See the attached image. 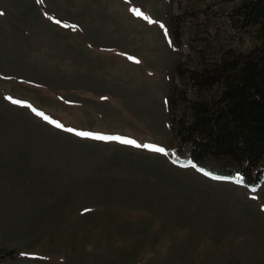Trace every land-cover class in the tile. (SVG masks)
I'll return each instance as SVG.
<instances>
[{"label":"rangeland","instance_id":"1","mask_svg":"<svg viewBox=\"0 0 264 264\" xmlns=\"http://www.w3.org/2000/svg\"><path fill=\"white\" fill-rule=\"evenodd\" d=\"M169 8L0 0L2 264H264V181L177 162Z\"/></svg>","mask_w":264,"mask_h":264},{"label":"trees","instance_id":"2","mask_svg":"<svg viewBox=\"0 0 264 264\" xmlns=\"http://www.w3.org/2000/svg\"><path fill=\"white\" fill-rule=\"evenodd\" d=\"M175 47L190 54L175 67L169 121L187 161L222 178L264 181V0H168ZM193 63V67L188 65ZM177 153V151H175ZM176 161V159H175ZM7 255L0 256V264Z\"/></svg>","mask_w":264,"mask_h":264},{"label":"snow or ice","instance_id":"3","mask_svg":"<svg viewBox=\"0 0 264 264\" xmlns=\"http://www.w3.org/2000/svg\"><path fill=\"white\" fill-rule=\"evenodd\" d=\"M38 2H40V0H38ZM0 14H2V13H0ZM134 14L137 15V16H143V14H142L139 10H134ZM143 18L147 19V17H143ZM150 22H151V21H150ZM56 23H60V21H56ZM65 27H68V25H65ZM72 27H74V26H72ZM161 27L163 28L164 26L161 25ZM165 35H167V32H166V31H165ZM129 59H133V58L129 57ZM134 62H137V63H138V61H135V60H134ZM9 99L11 100V98H9ZM11 102H12V103H19V101H17V100H12ZM36 114H37V115H40V116H42L44 119L48 120V117L43 116L42 113L37 112ZM49 122L51 123L52 121L49 120ZM56 127H62V125L59 124V123H57V124H56ZM68 131H72V129H68ZM76 134H77V135H81V136H87V135H89L88 133H80V132H77ZM93 138H95V139H117V140H119L120 143H124V144H132V145H134V146H136V147H141V145L137 144V143H136L135 141H133V140H129V139H120L119 137H103V136H95V137H93ZM144 147L148 148L150 151L161 152V153L164 152V149H163V148H160V147H155V146H152V145H144ZM205 174L207 175V173H205Z\"/></svg>","mask_w":264,"mask_h":264}]
</instances>
